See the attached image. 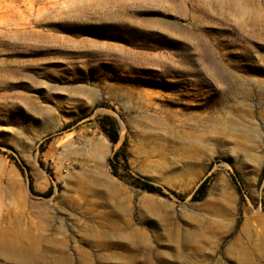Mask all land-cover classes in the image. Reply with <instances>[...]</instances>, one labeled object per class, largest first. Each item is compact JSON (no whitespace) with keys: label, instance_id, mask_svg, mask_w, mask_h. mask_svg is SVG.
Segmentation results:
<instances>
[{"label":"rangeland","instance_id":"374dc122","mask_svg":"<svg viewBox=\"0 0 264 264\" xmlns=\"http://www.w3.org/2000/svg\"><path fill=\"white\" fill-rule=\"evenodd\" d=\"M2 231L46 264H264V0H0Z\"/></svg>","mask_w":264,"mask_h":264},{"label":"bare ground","instance_id":"6f19581e","mask_svg":"<svg viewBox=\"0 0 264 264\" xmlns=\"http://www.w3.org/2000/svg\"><path fill=\"white\" fill-rule=\"evenodd\" d=\"M6 232L0 233V255L7 259L17 260L29 264H46L43 250L39 255L33 247L23 245L19 240L8 238Z\"/></svg>","mask_w":264,"mask_h":264},{"label":"trees","instance_id":"16d2710c","mask_svg":"<svg viewBox=\"0 0 264 264\" xmlns=\"http://www.w3.org/2000/svg\"><path fill=\"white\" fill-rule=\"evenodd\" d=\"M105 120H109L110 124H111V128H108L107 125L105 124ZM101 128L105 131V133L108 135V137L110 138V140L114 143L118 142L119 140V131L118 128L116 126V123L114 121L111 120L110 117H106L104 118L103 122L101 123ZM120 155V151H117L113 158L110 160L111 164L114 167V173H117V170L114 166V160L119 158ZM140 187L153 192V193H159V194H164L162 188L160 186H157L155 184L149 183V182H144L142 184H140ZM206 191V183H203L193 194L192 199H201Z\"/></svg>","mask_w":264,"mask_h":264}]
</instances>
